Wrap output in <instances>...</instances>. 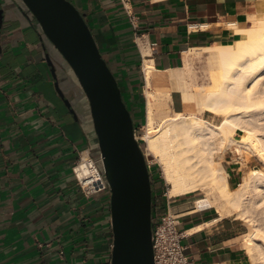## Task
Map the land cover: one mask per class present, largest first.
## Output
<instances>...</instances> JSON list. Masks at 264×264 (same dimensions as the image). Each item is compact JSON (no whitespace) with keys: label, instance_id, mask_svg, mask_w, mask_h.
I'll return each mask as SVG.
<instances>
[{"label":"crops","instance_id":"1","mask_svg":"<svg viewBox=\"0 0 264 264\" xmlns=\"http://www.w3.org/2000/svg\"><path fill=\"white\" fill-rule=\"evenodd\" d=\"M0 1L8 19L0 53V264H110V193L86 198L72 172L79 152L91 146L85 134L93 129L86 98L72 76H63L66 95L73 99L71 86L76 91L77 121L56 91L38 32L22 4ZM69 1L120 82L137 134L143 121L138 106L145 103V120L148 109L155 120L183 112V95L172 89V76L196 59L193 50L233 43L237 36L226 25L248 26L264 0ZM145 62L155 69L150 86ZM148 91L157 99L150 104ZM227 163L234 188L241 180L240 164L233 158ZM154 184L157 219L167 199ZM185 200L171 201L170 211L179 218L189 261L248 264L242 224L228 216L217 220L216 209L201 210L196 199Z\"/></svg>","mask_w":264,"mask_h":264},{"label":"bare ground","instance_id":"2","mask_svg":"<svg viewBox=\"0 0 264 264\" xmlns=\"http://www.w3.org/2000/svg\"><path fill=\"white\" fill-rule=\"evenodd\" d=\"M226 27L237 36L233 43L198 50L215 60L212 85L197 87L186 69L173 75L172 89L182 92L185 110L155 120L148 109L142 140L147 155L160 166L168 197L187 199L201 192L204 196L196 199L198 208L216 209L217 220L236 212L249 228L243 246L250 264H264V224L258 225L259 220L251 216V210L264 206V1L253 24ZM144 67L150 86L155 69L148 62ZM146 95L148 104L156 99L152 91ZM205 113L222 119L215 124L201 117ZM237 131H241L238 138ZM231 146L239 156L250 154L262 166L251 169L234 188L220 161ZM252 181L254 201L248 200Z\"/></svg>","mask_w":264,"mask_h":264},{"label":"water","instance_id":"3","mask_svg":"<svg viewBox=\"0 0 264 264\" xmlns=\"http://www.w3.org/2000/svg\"><path fill=\"white\" fill-rule=\"evenodd\" d=\"M10 1L20 2L25 18L36 27L56 91L77 121L81 119L75 108L76 91L71 86L73 99L66 95L64 88H69L61 84L63 76H72L86 98L93 127L90 133L85 129L91 141L89 151L110 193V264H155L153 190L147 159L119 84L84 16L69 0ZM7 22L0 1V53Z\"/></svg>","mask_w":264,"mask_h":264},{"label":"built area","instance_id":"4","mask_svg":"<svg viewBox=\"0 0 264 264\" xmlns=\"http://www.w3.org/2000/svg\"><path fill=\"white\" fill-rule=\"evenodd\" d=\"M135 135L138 142L142 140L136 133ZM147 164L150 169L151 164L148 160ZM72 172L77 186L86 198L109 191L103 173L92 158L89 149L79 152ZM164 196L167 199L165 213L157 219H152L155 264H192L186 257L182 245L183 233L179 231V218L170 211V205L175 199H170L167 193H164Z\"/></svg>","mask_w":264,"mask_h":264},{"label":"rangeland","instance_id":"5","mask_svg":"<svg viewBox=\"0 0 264 264\" xmlns=\"http://www.w3.org/2000/svg\"><path fill=\"white\" fill-rule=\"evenodd\" d=\"M254 14L249 19V24H253ZM191 56H195L196 59L193 62L190 61L189 64L186 66V70H185L190 82H193V84L196 85L197 87L211 86L212 82H213L212 81V72H213V69L215 67V60L210 55L204 54L202 52H199V53L193 52ZM190 72H192V73H190ZM201 117L205 118V119H207V120H209L215 124L220 123V121L222 119L221 117H215L214 115H212L210 113L203 114V115H201ZM144 122H145V118L142 121V126H139V129L137 132V137L142 138V136L145 133V130L143 129L144 124H145ZM240 134H241V131H237L235 137L238 138ZM139 144H140L141 148L143 149V151L145 152L146 159L151 164V168L149 169V171H150L151 179H153L154 183L157 184L156 185L157 190L160 191V193H162V194L167 193L168 186L166 185L164 179L162 178L160 166L154 161V159L151 156L147 155V152L145 150L146 146L143 143V140H140ZM227 156H228V159H226ZM232 158L235 161H238L240 164L239 165L240 174H241L240 182L242 181V177L245 176L251 169L256 168V167L262 168V166L258 163V161L254 157H252L250 154H244V156H242V155L239 156L235 152V146H231V148L225 153L224 157L220 159V161L224 162L225 168L227 167V169H226L227 171H229L228 167L230 166V165H228L227 160L231 161ZM154 183H153V185H155ZM252 183L253 184L251 185L249 192L252 190V188L254 189V186H255L254 181H252ZM236 187H238V186H236ZM153 188H154V186H153ZM254 193H255V191H253L252 194L251 193L249 194L248 200L254 201L253 198L256 197V195ZM253 194L255 195L254 197H253ZM203 196L204 195L201 192H199L197 194L186 197L187 200H185V202L194 201L195 199L201 198ZM210 197H213V195H211ZM262 207L260 206L258 208L251 210L252 211L251 216L253 215L252 217H255V219L257 221L259 220L258 225L264 224V215H263L264 206H262ZM235 213L236 212H233V213L228 214L226 216L237 219V225L239 226L240 224H242L239 226V228L241 229L240 231L243 234H246L249 230L248 225L243 220L238 219ZM229 215H231V216H229ZM243 240H244V238H243ZM248 262L251 263L249 261V257H248Z\"/></svg>","mask_w":264,"mask_h":264},{"label":"trees","instance_id":"6","mask_svg":"<svg viewBox=\"0 0 264 264\" xmlns=\"http://www.w3.org/2000/svg\"><path fill=\"white\" fill-rule=\"evenodd\" d=\"M111 69V68H110ZM115 76V75H114ZM115 78H116V80L118 81V79H117V77L115 76ZM118 84H119V86H120V89H121V92H122V97H123V91H122V88H121V84H120V82H118ZM123 100H124V102H125V104L127 105V103H126V101H125V99H124V97H123ZM127 108L129 109V111L131 112V115H132V118H133V121H134V126H135V117H134V115H133V113H132V111H131V109L129 108V106L127 105ZM138 110H139V112H140V117L141 118H145V103H143V104H140L139 106H138ZM139 126H142V124L141 125H139ZM136 129V128H135ZM151 183H152V180H151ZM152 190H154V188H153V185H152ZM111 258V257H110Z\"/></svg>","mask_w":264,"mask_h":264}]
</instances>
